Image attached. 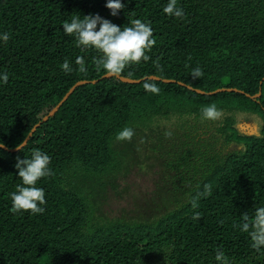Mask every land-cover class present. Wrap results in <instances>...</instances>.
Wrapping results in <instances>:
<instances>
[{
    "label": "trees",
    "instance_id": "obj_1",
    "mask_svg": "<svg viewBox=\"0 0 264 264\" xmlns=\"http://www.w3.org/2000/svg\"><path fill=\"white\" fill-rule=\"evenodd\" d=\"M122 2L113 17L106 0H0V33L9 35L0 40V74H9L0 84V142L7 149L84 81L23 148L0 149V264H222L217 252L228 264H264V247L254 248L250 236L264 207V0H178L182 19L164 13L168 0ZM78 14L151 25L150 59L121 74L139 83L101 78V53L63 32ZM65 60L71 73L61 68ZM148 76L174 82L142 80ZM219 88L241 93L194 91ZM212 104L221 116L202 119V107ZM240 118L259 123L258 134L239 133ZM126 127L134 135L118 140ZM141 147L160 152L159 182L149 196L160 194L134 202L129 221L97 217L108 189L126 190L117 183L120 170L127 175L138 165ZM34 150L51 157V175L36 184L45 192L44 212H13L10 193L22 183L17 158Z\"/></svg>",
    "mask_w": 264,
    "mask_h": 264
},
{
    "label": "clouds",
    "instance_id": "obj_2",
    "mask_svg": "<svg viewBox=\"0 0 264 264\" xmlns=\"http://www.w3.org/2000/svg\"><path fill=\"white\" fill-rule=\"evenodd\" d=\"M122 0H106L105 7L109 10L111 16L115 17L125 8ZM164 13L170 17L182 19L185 15L182 7L178 6V0H168L163 9ZM63 32L66 35H74L78 46L85 48H95L101 55L96 60V65L106 71L109 76L120 77L124 69L130 63H138L141 60L148 61L150 57L146 55L156 40L153 35V29L150 24L142 22L140 19L132 21V26H118L108 19H104L98 14L81 17L76 15L70 22H64ZM0 40L7 42L9 35L0 33ZM75 63L79 65V71H86L85 61L82 56L76 58ZM61 68L66 73L73 71L68 60H65ZM202 75L201 69L194 70V77ZM9 79L8 73L0 74V84H6ZM145 88L151 92H158L159 89L148 83ZM221 111L215 104L202 107V119L215 121L221 116ZM134 135L131 127L121 130L117 136L118 140H130ZM25 142H22L19 148H23ZM5 145L0 142V149ZM51 157L49 154L34 150L30 158H17L15 168L17 176L21 178L22 183L17 185L16 190L10 193L13 212L27 211L31 214H42L44 208L41 205L46 204L45 192L37 187V181L41 178L51 175L49 165ZM193 201V206H195ZM243 231H249L248 222L242 225ZM253 241V247L259 250L264 247V207L258 208L255 213L254 230L250 232ZM215 259L228 264L227 258L223 252H217Z\"/></svg>",
    "mask_w": 264,
    "mask_h": 264
},
{
    "label": "rangeland",
    "instance_id": "obj_3",
    "mask_svg": "<svg viewBox=\"0 0 264 264\" xmlns=\"http://www.w3.org/2000/svg\"><path fill=\"white\" fill-rule=\"evenodd\" d=\"M239 120H244V118H240ZM249 121H252V119ZM170 123L171 121L166 122L169 125L167 129L170 128ZM257 128L259 130V126ZM138 155V165L136 163L133 164L132 169H130L127 175H124L122 170H120L121 172L119 171L120 177L118 182H116L120 188H126V190L122 194H117L108 189L106 199L98 207L97 217L101 216L115 221L122 219L123 221H129L132 218L131 209L134 202L145 204L151 198L156 199V196L160 194V191H156L155 194L149 196L151 191L155 189V184L159 182L158 172H161L160 152H150L141 147ZM142 198L145 199L142 200ZM123 212L124 214H122Z\"/></svg>",
    "mask_w": 264,
    "mask_h": 264
},
{
    "label": "water",
    "instance_id": "obj_4",
    "mask_svg": "<svg viewBox=\"0 0 264 264\" xmlns=\"http://www.w3.org/2000/svg\"><path fill=\"white\" fill-rule=\"evenodd\" d=\"M110 77H113V76H109L107 73L104 74L101 78H110ZM116 77V76H114ZM118 80H120L121 82L123 83H127V84H137L139 83L141 80H134V79H129V78H126V77H116ZM146 79H149V80H155V81H161L163 83H173L174 81L173 80H167V79H160L156 76H148V77H144L142 80H146ZM99 79H97L96 81H98ZM96 81H92L93 82H96ZM83 82H78L76 83L75 85H73L69 90L68 92L63 96V98L57 103V105L46 115L42 118V120L35 124L33 126V128L30 130V132L28 133L27 137L23 140V142H25L26 144V141L28 139V137L35 131V129L43 122L47 121L48 118L52 117L54 115V113L57 111V109L60 107V105L62 103H64L67 98L71 95V93L76 89V87H78L79 85H81ZM179 85H182V83H178ZM187 88L189 90H192V88H190L189 86H187ZM196 93L198 94H207V95H212V94H215V93H218V92H222V91H227V92H238V93H241L240 91L236 90L235 88H219L215 91H212V92H203L201 90H194ZM248 96V95H247ZM260 96V90L258 91L257 94L253 95L252 97L253 98H258ZM236 128H237V131L243 135H246V136H252V135H257L258 134V128H257V125L254 123V122H251V121H242V120H239V122L236 124ZM22 144V143H21ZM20 144V145H21ZM20 145L16 148H13V149H7L6 147L2 148V149H5L6 151L10 152V153H14L18 150H20L21 148Z\"/></svg>",
    "mask_w": 264,
    "mask_h": 264
},
{
    "label": "flooded vegetation",
    "instance_id": "obj_5",
    "mask_svg": "<svg viewBox=\"0 0 264 264\" xmlns=\"http://www.w3.org/2000/svg\"><path fill=\"white\" fill-rule=\"evenodd\" d=\"M250 120V119H249ZM248 119H244V120H242V121H249ZM239 122V121H238ZM251 122H253V121H251ZM254 123L257 125V127H258V124H257V122H255L254 121Z\"/></svg>",
    "mask_w": 264,
    "mask_h": 264
}]
</instances>
